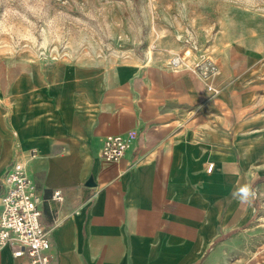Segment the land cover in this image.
<instances>
[{
  "label": "crops",
  "instance_id": "crops-1",
  "mask_svg": "<svg viewBox=\"0 0 264 264\" xmlns=\"http://www.w3.org/2000/svg\"><path fill=\"white\" fill-rule=\"evenodd\" d=\"M229 57L209 76L142 60L0 61V195L20 161L53 264H264V112L251 56ZM131 133L125 158L100 155L107 136ZM0 264L29 262L5 245Z\"/></svg>",
  "mask_w": 264,
  "mask_h": 264
},
{
  "label": "rangeland",
  "instance_id": "rangeland-1",
  "mask_svg": "<svg viewBox=\"0 0 264 264\" xmlns=\"http://www.w3.org/2000/svg\"><path fill=\"white\" fill-rule=\"evenodd\" d=\"M234 49L264 112V0H0V61H179L209 76Z\"/></svg>",
  "mask_w": 264,
  "mask_h": 264
},
{
  "label": "built area",
  "instance_id": "built-area-1",
  "mask_svg": "<svg viewBox=\"0 0 264 264\" xmlns=\"http://www.w3.org/2000/svg\"><path fill=\"white\" fill-rule=\"evenodd\" d=\"M179 63L172 66L180 67ZM209 90L218 93L211 86ZM137 139V133L109 135L104 140L100 155L108 161H120L134 149ZM212 168L213 165H210L209 170ZM3 187L0 195V247L10 246L14 257H26L29 264H53L49 254V229L41 219L42 197L35 191L24 164L15 161L9 166ZM54 196L62 199L60 191Z\"/></svg>",
  "mask_w": 264,
  "mask_h": 264
}]
</instances>
